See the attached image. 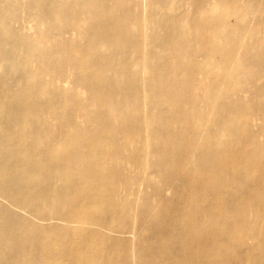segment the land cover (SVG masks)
Masks as SVG:
<instances>
[{
  "label": "bare ground",
  "instance_id": "obj_1",
  "mask_svg": "<svg viewBox=\"0 0 264 264\" xmlns=\"http://www.w3.org/2000/svg\"><path fill=\"white\" fill-rule=\"evenodd\" d=\"M0 264H264V0H0Z\"/></svg>",
  "mask_w": 264,
  "mask_h": 264
},
{
  "label": "rangeland",
  "instance_id": "obj_2",
  "mask_svg": "<svg viewBox=\"0 0 264 264\" xmlns=\"http://www.w3.org/2000/svg\"><path fill=\"white\" fill-rule=\"evenodd\" d=\"M144 186V185H143ZM143 190L145 191V192H149V189L146 187V189H145V187H143Z\"/></svg>",
  "mask_w": 264,
  "mask_h": 264
}]
</instances>
